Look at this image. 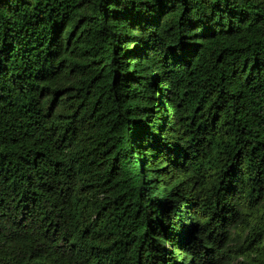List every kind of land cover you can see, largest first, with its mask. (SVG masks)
Segmentation results:
<instances>
[{
  "label": "trees",
  "instance_id": "obj_1",
  "mask_svg": "<svg viewBox=\"0 0 264 264\" xmlns=\"http://www.w3.org/2000/svg\"><path fill=\"white\" fill-rule=\"evenodd\" d=\"M0 264H264V0H0Z\"/></svg>",
  "mask_w": 264,
  "mask_h": 264
}]
</instances>
